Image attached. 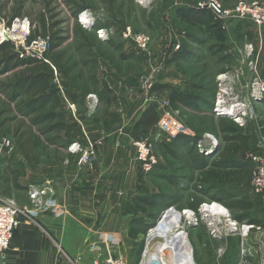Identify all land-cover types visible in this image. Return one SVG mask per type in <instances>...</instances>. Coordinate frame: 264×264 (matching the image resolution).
Masks as SVG:
<instances>
[{
  "label": "rangeland",
  "instance_id": "rangeland-1",
  "mask_svg": "<svg viewBox=\"0 0 264 264\" xmlns=\"http://www.w3.org/2000/svg\"><path fill=\"white\" fill-rule=\"evenodd\" d=\"M199 1L201 0H0V34L6 33L14 39L16 51L25 56L20 47L24 43L25 33L40 25L42 15L44 17L55 15L54 20L59 21V27L68 37L61 50L66 58L76 63L72 77H65L50 55L47 56L45 53L44 56L48 61L46 64L51 73V82L58 87L60 94L64 95L63 111L68 128L62 132V136H66L68 131L70 136L78 135L76 124L79 125V137L75 140L81 144L86 141L94 144V159L91 163L96 160L98 149L103 145L101 139L91 136L93 120L102 122L108 130L115 124L119 126V130H126L129 121L133 123L145 105L152 103L158 110L164 106L174 113V117L189 131V134L183 135L194 137V142L203 136L213 138L215 147L212 156H208V163L217 157L224 145L218 126L225 118L238 122L248 131L250 148L247 152L240 153L239 157L242 160L248 159V153L264 157V142L259 128L260 122L264 124V23L256 27L248 22L227 19L221 29L222 32L218 33L213 28L216 33L209 37L205 26L183 20L176 14L177 8L194 7ZM218 1L224 10H233L237 5V0ZM243 1L250 4L261 0ZM81 11H88L94 16L95 20L91 26H85L79 20ZM212 20L214 21L213 16ZM98 28L107 29L110 39L99 37L96 32ZM126 28H130L132 36L139 34L146 36L149 40L146 52H137L132 39L123 38ZM183 40L186 42L185 45L182 43ZM177 43L186 53L182 52L181 56L178 54L174 59L173 49ZM21 69L18 67L6 74H0L1 97L8 91L13 75ZM79 71L83 74L82 80L76 77ZM91 74L95 77L96 90L85 95V85L94 87L90 79ZM155 84L162 87L151 91ZM173 93L190 95L194 98V104L182 106L172 97ZM256 93L262 95L255 98L253 95ZM77 96L82 97L79 103L72 100V97ZM123 96L138 99L133 110L123 112V108H120L125 105ZM218 97L225 103L214 112ZM229 108L235 109L234 115L224 113ZM129 116L135 118L129 120ZM131 132L132 135L128 138L132 146L133 140L150 138L154 146L153 153L157 159L162 160L164 166H167L157 147L159 142L170 143L174 137L164 135L155 143L151 139L153 130L145 132L143 128L135 127V124ZM133 149L135 153L134 146ZM68 155H74V160L69 161ZM79 157V153L72 152L68 147L62 148L51 144L31 163L21 155L14 138L9 133L0 132V178L4 168L9 165L18 169L27 179L31 177L30 181H27L28 188L46 183L51 185V180L45 177L48 178V173L53 174L61 167L76 164L80 168H85L91 165V163L79 165ZM178 163L176 172L181 178L180 181L183 180V185L189 181V177L195 179L198 176L199 169L193 165V159L185 157ZM254 166L253 162H246L245 173L235 177L233 182L223 181L221 185L238 199L246 195L252 205L250 215L264 223V203L250 185ZM40 174L43 178L38 177ZM147 175L149 173L145 174V177ZM145 182L149 190L158 189L174 193L177 201H174L172 206L176 210L183 208L197 210L202 202L209 200L190 188H177L175 185H166L162 182L159 188L149 177ZM52 195L54 201V191ZM1 196L28 211V217L23 216L21 220L35 222L31 213L45 211L32 202L27 191H15L14 198L2 194ZM27 198L29 205H24L22 202ZM50 206L49 209L54 207V203ZM165 209L160 210L152 221L155 222ZM229 211L232 216L237 213L236 210ZM147 230L129 244L132 264H140L141 259L143 260ZM187 234L195 264H227L228 259L231 262V258V264L237 262V256L235 255L233 259L230 255L238 243L237 236H231L227 240L211 239L203 222L190 227ZM156 237L148 242L150 251L147 257L154 252L156 244L163 241L161 236ZM218 248L225 249L223 254H218ZM262 249L264 250V247ZM235 253L237 254V250ZM261 255L263 254L257 255L259 259L255 264L259 263Z\"/></svg>",
  "mask_w": 264,
  "mask_h": 264
},
{
  "label": "trees",
  "instance_id": "trees-1",
  "mask_svg": "<svg viewBox=\"0 0 264 264\" xmlns=\"http://www.w3.org/2000/svg\"><path fill=\"white\" fill-rule=\"evenodd\" d=\"M176 14L183 20L205 26L209 37L216 32H222L219 24L212 20L208 10L182 6L176 9ZM16 15L18 16L19 13ZM54 18L53 14L48 17L42 15L40 25L29 32L27 42L38 37L45 38L48 42L46 55H50L54 64L61 68L63 76L72 77L71 74L76 68V63L66 58L65 53L61 50L68 37L65 31L59 27V21ZM213 28L216 32L213 31ZM182 43L185 45L186 42L183 40ZM181 50L180 46V49L173 53L174 59L178 54L181 56L182 52H185ZM215 53H217V49ZM18 67L22 69L13 75L4 97L0 96V132L9 133L14 138L21 155L32 163L36 160L37 155L44 152L49 145L56 144L58 147L67 148L73 140L70 137L62 136V132L67 129L66 116L64 112L58 110L62 105V99L58 87L51 82V73L47 69L46 62L35 57L20 56L12 41H3L0 43V74H6ZM76 77H80L78 80H82V72L79 71ZM90 79L93 81L94 87H90L89 84L85 85V94L94 93L96 90L94 74L90 75ZM160 87L162 85L155 84L151 91L159 90ZM172 97L183 105H190L191 100L194 99L190 95L182 93H173ZM158 116L159 110L156 105L149 104L140 114L135 127H142L145 132L152 131ZM259 128L264 142V124L262 122L259 123ZM218 131L224 145L217 157L209 163L207 162L208 156L199 154L196 150L194 137L181 134L173 138L170 143L159 142L157 150L163 155L169 170L164 173L157 164L149 172V175L152 176L153 182L159 188L161 182L166 185H175L177 188H190V190L198 191L206 197L205 199L217 200L228 209L236 210L237 213L233 217L239 222L264 224L262 220L250 215L252 205L246 195L238 199L221 185L223 181L233 182L235 177L246 172V162H252L239 157L240 153H245L250 148L248 131L246 127L229 118H225L219 123ZM4 150L6 149L4 148ZM183 150L184 152H182ZM185 157L193 159V165L199 169V173L195 179L187 177L189 181L183 185V180L180 181L181 178L176 172V164L182 162ZM68 158L73 160L74 155H68ZM2 175L0 187L3 188V194H8L11 186L20 190L27 189L18 183L20 175L18 169L7 165ZM174 201H177L174 193H166L158 189L154 194L146 192L135 194L132 197V202L139 215L130 220L129 238L134 240L144 234L147 228L154 224L152 220L157 213L172 206ZM236 246L237 244L230 254L233 259L236 255ZM231 263L232 258L231 262L228 259L227 264Z\"/></svg>",
  "mask_w": 264,
  "mask_h": 264
},
{
  "label": "crops",
  "instance_id": "crops-1",
  "mask_svg": "<svg viewBox=\"0 0 264 264\" xmlns=\"http://www.w3.org/2000/svg\"><path fill=\"white\" fill-rule=\"evenodd\" d=\"M60 97L62 105L58 110L64 112V95L60 94ZM72 98L73 102L79 103L82 100L79 96ZM122 98L125 105L120 108H123V112L133 110L138 103V99L132 96ZM193 101L190 105H181L192 106ZM139 116L133 117V123L129 121L126 130H119L116 124L108 130L102 122L93 120L91 136L101 139L103 143L98 149L96 160L85 168L73 164L47 174L48 178L45 179L51 180L52 186L48 184L54 191V207L43 212H32L35 222L21 220L14 230L7 257L4 261L0 260V264H68L60 256L58 246L73 256H80L82 264H132L129 244L133 239L129 238L128 229L132 217L139 215L132 197L138 192H156L147 187L145 181L148 177L153 181L152 176L145 177L147 173L135 159L128 138ZM133 118L129 116L128 119ZM66 125L68 128L67 121ZM76 128L78 135L70 136L68 131L64 137L77 139L79 125L76 124ZM161 162L158 158V167L165 173L169 169ZM38 177L43 178V175ZM30 179L20 173L18 183L27 189L20 190L11 186L8 194H3V188L0 187V194L14 198L15 191H28L27 181ZM24 202V205H29L28 198ZM236 250L237 256L238 245ZM258 259L255 256V261Z\"/></svg>",
  "mask_w": 264,
  "mask_h": 264
},
{
  "label": "built area",
  "instance_id": "built-area-1",
  "mask_svg": "<svg viewBox=\"0 0 264 264\" xmlns=\"http://www.w3.org/2000/svg\"><path fill=\"white\" fill-rule=\"evenodd\" d=\"M193 8L208 10L221 29L225 26L224 22L227 19L233 21H245L256 27L264 23V0L254 1L250 4L245 3L243 0H237V5L233 10H224L218 0H201L196 3ZM82 18H85V21H81ZM79 20L85 26L89 27L95 19L90 12L81 11L79 14ZM96 32L99 37L110 39V33H108L107 29L98 28ZM28 34V32L25 33V36L23 37L24 43L20 45L25 56L35 57L48 62L44 57L48 49L47 40L38 37L27 42ZM123 38H131L137 52L144 53L147 51L149 40L146 36L142 34L132 36L130 28H126L123 33ZM6 40H10L14 43V39L9 37L6 33L0 34V43ZM179 49L180 44L177 43L173 50L175 52ZM19 55L24 56L23 53H19ZM261 95V93H256L253 97L256 98ZM218 109L220 108L215 106L213 110L215 112L218 111ZM159 111V116L155 123L151 138L155 143L159 142L161 136L164 135L175 138L183 133L189 134L188 129H186L185 126L174 117V113L167 110L164 106H161ZM227 111L231 112L233 115L236 112L235 109L230 108ZM132 143L135 148V159L139 162L141 169L144 172L149 173L158 164V159L153 153V142L150 138H145L133 140ZM194 146L199 154L212 156L215 141L212 137L203 136L194 142ZM68 148L72 152L79 153V165L84 166L90 164L94 159V144L90 141L81 144L80 141L74 140L69 144ZM247 158L255 165L250 185L253 192L259 195L261 201L264 203V157L254 153H248ZM198 188H200V186H198ZM27 192L29 198L39 207V209L46 211L51 207V203H54L52 187L48 183L45 185L30 186ZM44 197L46 198L43 199ZM169 212H175L179 215V218L172 229V236L174 239L167 240L168 237L161 236L163 241L158 242L154 249V252L159 250L160 253L150 264H195L193 249L190 246V242L187 240V231L190 227L198 226L201 222L204 223L206 232L211 239L227 240L231 236H237L238 255L235 264H255V256H257V253L263 254L260 256L258 264H264V251L262 249V247H264V224L239 222L230 214L229 209L224 204L217 200L209 199L202 202L197 210H193L192 208L176 210L174 206H168L155 220L151 228L163 222L164 218H167ZM27 215L28 211L26 209H21L12 200L3 198L0 194V260L4 261L6 259L7 250L12 241L14 230L21 223V218H23V216L28 217ZM151 228H148L146 237ZM154 239L155 238L152 240ZM164 244L167 246L162 250L161 246ZM58 248L60 256L66 259L68 264H82L80 256H73L63 250L60 246H58ZM224 250L218 248V254H223ZM149 251L150 247L145 245L142 258L149 255ZM140 264H143L142 259Z\"/></svg>",
  "mask_w": 264,
  "mask_h": 264
},
{
  "label": "bare ground",
  "instance_id": "bare-ground-1",
  "mask_svg": "<svg viewBox=\"0 0 264 264\" xmlns=\"http://www.w3.org/2000/svg\"><path fill=\"white\" fill-rule=\"evenodd\" d=\"M81 21H85V18H82ZM225 103L224 100L221 97H218L216 99V104L215 106L217 108H221L222 104ZM179 218V215L175 212H169L167 214V218L165 217L163 222L157 224L156 226H153L149 231H148V236L146 237V242H147V246L149 245L150 241L155 238L156 236H164V237H168L167 240H172L174 239L172 234H173V227L175 226L177 219ZM149 242V243H148ZM167 245L164 244L162 245L161 249L164 250L165 247ZM160 250V251H162ZM159 250L152 252L150 256H145L147 258H143L142 263L143 264H150L152 262V260L156 259L159 255Z\"/></svg>",
  "mask_w": 264,
  "mask_h": 264
},
{
  "label": "water",
  "instance_id": "water-1",
  "mask_svg": "<svg viewBox=\"0 0 264 264\" xmlns=\"http://www.w3.org/2000/svg\"><path fill=\"white\" fill-rule=\"evenodd\" d=\"M225 114H227V115H233L231 112H228V111H225Z\"/></svg>",
  "mask_w": 264,
  "mask_h": 264
}]
</instances>
